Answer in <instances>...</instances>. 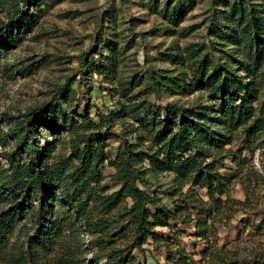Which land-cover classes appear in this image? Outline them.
Listing matches in <instances>:
<instances>
[{
  "label": "rangeland",
  "instance_id": "1",
  "mask_svg": "<svg viewBox=\"0 0 264 264\" xmlns=\"http://www.w3.org/2000/svg\"><path fill=\"white\" fill-rule=\"evenodd\" d=\"M23 1L0 0V38ZM167 5L173 12L181 7L177 24L163 18ZM28 11L33 22L0 57V135L8 144L4 150L0 142V169L8 167L5 155L16 147L9 131L30 109L47 104L68 85L62 108L72 113L78 128L61 130L59 140L42 138L41 153L49 145L52 152L45 164L67 163L71 174L79 163L72 147L80 136L107 139V153L115 159L120 145L110 137L115 134L137 157L140 187L169 213L165 226L153 222L156 236L143 248L145 253H135V264L264 262V131L250 152L243 151L245 130L254 119L246 127L227 124L212 130L224 136L225 145L207 148L212 157L205 164L216 161L218 173L228 180L224 196L216 195L212 201L208 191L189 178L151 162L147 156L153 157L160 147L135 114L144 103L207 111L210 119L216 118L220 102L198 84L199 64L213 56L242 84L251 85L249 107L258 117L264 103V46L251 47L242 33L248 18L264 19V0H31ZM85 55L87 65L94 59L102 62L99 70L92 73L83 67ZM111 59L114 69L107 65ZM98 113L110 116L107 130L96 128ZM115 174L107 165L102 167V196L121 189ZM92 205L91 213L97 217ZM119 213L123 207L112 217ZM33 229L29 221L20 224L9 250H25ZM128 243L122 238L117 246ZM91 259L92 254L87 256V261Z\"/></svg>",
  "mask_w": 264,
  "mask_h": 264
},
{
  "label": "trees",
  "instance_id": "2",
  "mask_svg": "<svg viewBox=\"0 0 264 264\" xmlns=\"http://www.w3.org/2000/svg\"><path fill=\"white\" fill-rule=\"evenodd\" d=\"M22 4L0 38V57L3 48L15 46L22 30L33 22L28 15L31 0H24ZM180 10L178 5L173 12L167 5L162 16L177 24ZM242 38L251 47L264 46V19L248 18ZM87 60L88 56H83L82 65L92 73L101 67L102 62L94 59L87 65ZM107 63L111 69L115 68L114 60ZM198 67V84L208 88L213 100L220 102L216 118L210 119L207 111L199 114L196 109L176 105L159 108L144 103L135 114L160 147L153 157L147 156L151 162L181 178H189L194 186L206 189L215 201L216 195L224 196L228 180L218 173L216 161L205 164L212 157L207 154V148L219 149L225 145L224 136L218 137L212 130L227 124L246 127L254 119L245 130L243 151L250 152L264 131V103L255 117L249 107L254 92L251 85L242 84L231 69L220 67L215 57H205ZM67 87L62 86L47 104L30 109L22 116V122L9 131L16 147L5 155L8 167L0 169V206L3 207L0 210V264H135V253H145L143 248L156 236L152 231L153 222L157 227L165 226L169 213L157 207L149 192L140 187L137 157L128 142L115 134L110 135L120 141L115 159L107 153V139L80 136L72 147L79 163L71 174L67 163L45 164L44 160L48 162L52 152L49 145L41 153L42 138L59 140L61 130L78 128L72 113L66 114L62 108L68 97L64 96ZM98 118L96 128L107 130L110 116L98 113ZM6 139L0 135L4 150L8 147ZM237 159L234 156L233 162L238 166ZM105 165L114 169L115 181L121 185L110 197L101 195ZM91 205L98 211L97 217L91 213ZM122 207L123 213L112 217ZM27 221L33 225L34 235L28 237L25 250L10 251L15 230ZM122 238L129 243L118 247V240ZM90 254L92 259L87 261Z\"/></svg>",
  "mask_w": 264,
  "mask_h": 264
}]
</instances>
